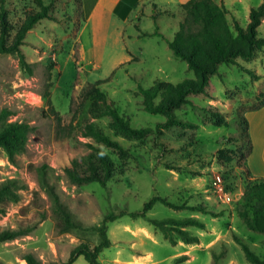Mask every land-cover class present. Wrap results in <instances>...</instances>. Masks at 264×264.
Instances as JSON below:
<instances>
[{"label": "rangeland", "instance_id": "obj_1", "mask_svg": "<svg viewBox=\"0 0 264 264\" xmlns=\"http://www.w3.org/2000/svg\"><path fill=\"white\" fill-rule=\"evenodd\" d=\"M45 1L52 5L55 20H42L27 35L22 46L26 64L18 54L0 55V113L7 111L8 121L33 127L26 149L13 161L5 152L0 154V187L15 180L19 195L17 201L0 211V232L32 229L29 235L0 243V262L27 264L23 259L27 254L45 264L67 262L78 245L94 248L101 242L95 229L102 226L107 216L142 211L155 195L176 205L201 204L222 216L157 203L146 218L123 216L110 222L111 242L131 243L134 236L136 242L147 243L146 235L139 231V226H147L157 235L158 245L152 247L156 258L162 260L183 250L180 246L185 243L173 231L177 244H171L149 219L193 217L205 223L206 228L185 229L199 237L197 247L209 253L211 264H251L235 237L264 258V234L248 229L238 215L251 179L246 168L249 138L252 144L247 116L264 106V49L251 61L221 65L219 73L211 77L207 92L191 96V102L176 111L179 119L195 126L177 125L161 136L128 139L114 128L110 117L98 116L92 101L83 94L102 81L108 100L115 103L133 127L155 128L164 118L145 111L142 96L138 95L140 90L152 88L156 81L178 84L195 79L188 63L176 58L169 46L184 12L172 5L169 14L155 18L149 5L144 13L136 11L132 22L121 24L119 30L109 28L111 37L99 40L89 31L81 32L85 16L81 0ZM216 1L227 9L236 33L235 22L246 28L251 9L264 0ZM3 8L14 25L13 36L29 13L40 10L36 0H0V14ZM116 31L124 32V37L117 38ZM258 31L264 37V21ZM245 70L261 79L252 78ZM93 123L128 153L121 155L83 136V129ZM90 145L105 150L116 164L115 176L107 187L99 183L73 184L65 172L73 159L90 151ZM216 174L225 180L229 201L213 188ZM52 192L85 229L60 231ZM115 251L113 244L104 249L100 261L112 257ZM181 257L174 255L159 264H182Z\"/></svg>", "mask_w": 264, "mask_h": 264}, {"label": "trees", "instance_id": "obj_2", "mask_svg": "<svg viewBox=\"0 0 264 264\" xmlns=\"http://www.w3.org/2000/svg\"><path fill=\"white\" fill-rule=\"evenodd\" d=\"M40 8L39 11L29 13L15 35H12L14 25L9 20L8 11L3 8L1 18L0 35V55L18 54L21 61L26 64L22 46L30 31L44 19L55 20L52 5L45 0H36ZM224 1V0H222ZM181 10L185 16L180 24L179 30L174 39L169 42V46L178 59L188 63L189 69L194 71L195 79H187L178 84L165 81H156L150 89H141L138 95L142 96V105L148 113L164 118L155 128L144 127L135 128L131 121L120 114L114 102L108 100L107 94L102 90L103 82H97L88 88L83 96L92 101V107L100 117H110L114 128L128 139L143 140L149 135L161 136L164 131L171 130L177 125L192 127L191 122H184L176 115V111L182 106L191 102L193 95L205 94L210 86L211 77L219 73L221 65H239V60H253L256 55L264 49V37L259 35L258 29L264 21V1L258 7H253L250 11V21L246 28L235 22L236 33L228 20V11L223 4L216 0H190L181 5ZM156 18V17H155ZM252 78L261 79L251 70H245ZM264 105V103L262 104ZM52 111H54L52 109ZM8 112L0 113V154L5 152L11 161L17 154L26 149V142L33 127L25 122L8 121ZM219 118V117H218ZM245 125L248 121L244 119ZM83 136L93 138L98 144H103L108 148L118 151L119 154L128 153L118 141L113 140L108 134L100 129L95 123L87 125L83 129ZM249 137V135H248ZM251 145L247 155L252 150ZM69 180L76 185L88 183H99L107 187L115 176L116 164L111 156L102 148L90 145V151L80 158H75L70 165L65 168ZM16 181L8 180L0 187V209L4 211L5 206L10 202L19 199L16 192ZM53 212L59 218V228L61 232H70L76 229H85L80 222L73 218L72 212L62 203L60 197L52 192ZM244 204L238 209V215L248 229L264 234V178H253L248 181L244 193ZM157 203H162L174 209L190 210L211 214L214 217H221V214L209 210L206 206L190 203L176 205L166 198L155 195L144 205L142 211L128 212L122 211L118 215L107 216L101 227L96 228L101 237V242L94 248L88 244H80L73 249L67 262H52L48 264H74L76 260L83 256L89 264H109L100 261V255L104 249L112 245L108 237V226L123 216L131 218H146L147 214L153 210ZM149 222L159 228L166 240L176 245L173 231L176 232L185 244H198V236L192 235L187 227H196L204 230L205 223L187 217L181 220L149 219ZM31 228L17 230H3L0 232V243L16 240L31 233ZM238 244L242 246L246 259L251 264H264V258L254 253L248 245L239 237H235ZM27 264H45L37 259L33 254H27L23 258ZM186 256L180 258V262L185 261ZM0 264H2L0 262Z\"/></svg>", "mask_w": 264, "mask_h": 264}, {"label": "crops", "instance_id": "obj_3", "mask_svg": "<svg viewBox=\"0 0 264 264\" xmlns=\"http://www.w3.org/2000/svg\"><path fill=\"white\" fill-rule=\"evenodd\" d=\"M183 0H81V10L85 13L82 24V34L89 31L90 34L99 40L111 37L109 28L121 26L132 22L133 14L136 11L153 8V16L158 18L163 14H169V6L176 5L181 8ZM137 20L140 17L135 16ZM140 21V20H139ZM116 36L124 37V32L116 31ZM247 119L249 121V132L252 139V150L247 156L246 168L251 179L264 178V106L258 110L250 111ZM147 226H139V231L146 235L145 242L138 243L133 236V242L118 244L113 256L107 260H102L109 264H159L170 259L174 255L186 256L187 259L182 264H211L209 253L196 245H184L181 251H177L171 256L162 260L156 258L153 245H158L156 233ZM141 234V233H140ZM83 256L79 257L74 264H86ZM87 261V260H86Z\"/></svg>", "mask_w": 264, "mask_h": 264}, {"label": "built area", "instance_id": "obj_4", "mask_svg": "<svg viewBox=\"0 0 264 264\" xmlns=\"http://www.w3.org/2000/svg\"><path fill=\"white\" fill-rule=\"evenodd\" d=\"M213 188L219 193L224 195L227 201L230 200V195L225 184V180L221 174H216L213 178Z\"/></svg>", "mask_w": 264, "mask_h": 264}]
</instances>
